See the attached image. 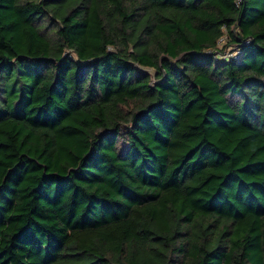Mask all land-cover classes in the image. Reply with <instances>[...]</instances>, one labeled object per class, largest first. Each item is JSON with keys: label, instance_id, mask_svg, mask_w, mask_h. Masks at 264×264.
I'll return each mask as SVG.
<instances>
[{"label": "trees", "instance_id": "1", "mask_svg": "<svg viewBox=\"0 0 264 264\" xmlns=\"http://www.w3.org/2000/svg\"><path fill=\"white\" fill-rule=\"evenodd\" d=\"M0 264H264V0H0Z\"/></svg>", "mask_w": 264, "mask_h": 264}, {"label": "rangeland", "instance_id": "2", "mask_svg": "<svg viewBox=\"0 0 264 264\" xmlns=\"http://www.w3.org/2000/svg\"><path fill=\"white\" fill-rule=\"evenodd\" d=\"M219 47H220L221 49L224 50V51H223V55H224V56L230 57V56H232L233 53H235V52H237L236 55H237V54L239 55L238 51H235V49H233L231 46H230V47H227L226 49H224V46H223V43H222V42L220 43ZM236 55H235V56H236Z\"/></svg>", "mask_w": 264, "mask_h": 264}, {"label": "built area", "instance_id": "3", "mask_svg": "<svg viewBox=\"0 0 264 264\" xmlns=\"http://www.w3.org/2000/svg\"><path fill=\"white\" fill-rule=\"evenodd\" d=\"M236 53H237V52L233 53V55L230 56V57H227V56H224V55H223V57H224V58H237V57H238V54L236 55ZM235 55H236V56H235Z\"/></svg>", "mask_w": 264, "mask_h": 264}]
</instances>
